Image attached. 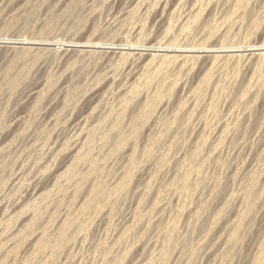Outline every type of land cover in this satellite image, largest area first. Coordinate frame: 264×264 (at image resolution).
Masks as SVG:
<instances>
[{"label":"rangeland","instance_id":"1","mask_svg":"<svg viewBox=\"0 0 264 264\" xmlns=\"http://www.w3.org/2000/svg\"><path fill=\"white\" fill-rule=\"evenodd\" d=\"M216 1L0 0V264H264V0Z\"/></svg>","mask_w":264,"mask_h":264},{"label":"bare ground","instance_id":"2","mask_svg":"<svg viewBox=\"0 0 264 264\" xmlns=\"http://www.w3.org/2000/svg\"><path fill=\"white\" fill-rule=\"evenodd\" d=\"M216 1V0H215ZM228 1V0H227ZM230 1V0H229ZM217 2V1H216ZM225 2V1H224ZM224 4V3H223ZM219 5V4H218ZM244 5V4H243ZM203 6V5H202ZM230 6V5H229ZM232 6V5H231ZM242 6V5H241ZM245 6H246V4H245ZM249 6V5H248ZM196 9V8H195ZM230 9V8H229ZM232 9V8H231ZM235 10V9H234ZM232 11V10H231ZM264 11V10H263ZM263 11H262V13H263ZM239 12V11H238ZM217 14V13H216ZM220 14V13H219ZM215 17V16H214ZM219 17H220V15H219ZM217 18V17H216ZM257 18H258V16H257ZM257 18H256V20H257ZM262 18V17H261ZM218 19V18H217ZM223 19V18H222ZM221 19V20H222ZM225 20V19H224ZM260 21V20H259ZM228 22V21H227ZM197 24V23H196ZM211 27V26H210ZM189 29V28H188ZM198 29V28H197ZM205 29V28H204ZM208 33V32H207ZM165 34V33H164ZM197 34V33H196ZM209 34V33H208ZM41 35V34H40ZM200 35H201V33H200ZM206 35V34H205ZM46 36V35H45ZM208 36V35H207ZM229 36V35H228ZM193 37H195V36H193ZM197 37V36H196ZM45 38V37H44ZM168 38V37H167ZM227 38V37H226ZM162 39V38H161ZM193 39V38H192ZM195 39V38H194ZM197 39V38H196ZM199 39V38H198ZM197 39V40H198ZM204 39V38H203ZM166 40V39H165ZM223 40H224V38H223ZM223 40H222V42H223ZM228 40V39H227ZM234 40V39H233ZM231 41V40H230ZM44 42V41H43ZM43 42H41V43H43ZM167 42V41H166ZM227 42V41H226ZM229 42V41H228ZM232 42V41H231ZM36 43V42H35ZM162 43H164L165 44V42H162ZM235 43H236V41H235ZM46 44V43H45ZM203 44V43H202ZM201 44V45H202ZM162 45V44H161ZM160 45V47H162ZM173 45V44H172ZM34 46V45H33ZM38 46H39V44H38ZM195 46V45H194ZM231 46V45H230ZM40 47V46H39ZM160 47H159V50H160ZM221 47V46H220ZM223 47H225V46H223ZM229 47V46H228ZM44 48V47H43ZM165 49H166V51L168 52V53H170V54H175V53H180V54H185V56L188 54H199L200 53V51L202 50V48H201V46H200V49H197V50H194V49H191V48H188L187 46H185V47H180V48H175V46H174V48L173 47H164ZM222 48V47H221ZM240 48V47H239ZM238 50V49H237ZM264 50V43H263V45H262V51ZM225 51H227V50H225ZM161 54H162V52H161ZM179 54V55H180ZM87 55H89L88 53H87ZM178 55V54H177ZM176 55V58L179 56H177ZM183 55H180V56H182V58L184 57V59L187 57H185V56H183ZM222 55V54H221ZM225 55V54H224ZM86 56V55H85ZM179 56V57H180ZM196 56V55H195ZM169 58H170V56H168ZM178 57V58H179ZM190 57V56H189ZM193 57V56H192ZM216 57L218 58V56L216 55ZM220 57V56H219ZM229 57V56H228ZM233 57H235V56H233ZM239 57H241V56H239ZM173 58L175 59V57H174V55H173ZM178 58H177V61H176V59L174 60V61H176V62H179L180 60H181V62H179V67L181 68L180 70H182V67H183V64H185V63H188L187 61H186V59L184 60V59H180L179 61H178ZM195 58V57H194ZM217 58H214L215 59V61H213L212 62V64H211V66H210V68L208 69V71L207 72H205L206 74H204L203 75V80L205 81L206 80V78H207V75H208V73H210V71H212L213 72V70H217V69H219L220 68V65H222L223 63L222 62H224V61H221V63L222 64H219V62L216 60ZM222 58L224 59V57L222 56ZM225 58H226V56H225ZM231 58H232V56H231ZM236 58V57H235ZM237 58H238V56H237ZM156 58H154L153 60H155ZM222 59V60H223ZM229 59V58H228ZM159 60V59H158ZM225 60V59H224ZM160 61V60H159ZM219 61H220V59H219ZM235 61H237V60H235ZM156 62H157V60H156ZM192 62V61H191ZM262 62V61H261ZM13 63V62H12ZM79 63V62H78ZM83 64V63H82ZM152 64H153V62H152ZM175 64H177V63H175ZM232 64V63H231ZM238 64V63H237ZM81 65V64H80ZM224 66V65H223ZM227 66H228V64H227ZM173 67H175V65L173 66ZM261 67V66H260ZM8 68H9V66H8ZM7 68V69H8ZM226 68V67H225ZM6 69V70H7ZM223 69V68H222ZM263 69V68H262ZM9 70V69H8ZM163 71V70H162ZM233 71H235V70H233ZM237 71V70H236ZM4 72H5V70H4ZM211 72V73H212ZM216 72V71H215ZM257 72H258V70H257ZM255 73V72H254ZM168 74V73H167ZM151 75V74H150ZM235 75V74H234ZM233 76V75H232ZM231 76V77H232ZM2 77V76H1ZM219 77V76H218ZM222 77V76H221ZM263 77V76H262ZM202 78V77H201ZM234 78H235V76H234ZM218 79V78H217ZM220 79V78H219ZM237 79V78H236ZM179 80V79H178ZM221 80V79H220ZM8 81V80H7ZM251 81V83H252V86L251 87H253V86H257L258 85V82H257V80H254V75H253V79L252 80H250ZM233 83V82H232ZM210 84V83H209ZM7 85H9V84H7ZM230 85V84H229ZM250 85V84H249ZM207 86V85H206ZM205 88V87H204ZM247 88V87H246ZM256 88V87H255ZM79 89V88H78ZM233 89H234V87H233ZM240 89V88H239ZM248 89V88H247ZM246 89V90H247ZM251 89V88H250ZM201 90V89H200ZM207 90V89H206ZM79 91V90H78ZM134 91V90H133ZM234 91V90H233ZM238 91V90H237ZM251 91H252V89H251ZM254 91V90H253ZM150 92V91H149ZM148 92V93H149ZM197 92V91H196ZM203 93V92H202ZM255 93V92H254ZM201 94V93H200ZM241 94V93H240ZM193 95V94H192ZM230 95V94H229ZM135 97V96H134ZM187 97V96H186ZM231 97V96H230ZM71 98V97H70ZM199 98V97H198ZM233 98V97H232ZM73 99V98H72ZM134 99V98H133ZM219 99V98H218ZM234 99V98H233ZM249 99V98H248ZM77 100V99H76ZM237 100V99H236ZM201 101V100H200ZM245 101V100H244ZM74 102V101H73ZM252 102V101H251ZM75 103V102H74ZM122 104V103H121ZM146 104V103H145ZM201 104V103H200ZM208 104V103H207ZM206 104V105H207ZM236 104V103H235ZM249 104V103H248ZM121 106V105H120ZM196 106H197V104H196ZM112 107V106H111ZM123 107V106H122ZM127 107V106H126ZM143 107V106H142ZM178 107V106H177ZM109 108V107H108ZM127 108H129V107H127ZM143 108H145V107H143ZM241 108V107H240ZM187 109V108H186ZM215 109H216V107H215ZM148 110H146L145 112H147ZM182 111H184V108H182V107H180L179 106V108H176V111H174L173 113H172V118H173V121H174V119L175 118H177L178 116H179V114L182 112ZM192 111V110H191ZM207 111V110H206ZM209 111V110H208ZM139 112V111H138ZM140 112H141V114H142V116H139V117H144V111H142V110H140ZM142 112H144V113H142ZM216 112V111H215ZM237 112V111H236ZM106 113V112H105ZM234 113V112H233ZM125 114V113H124ZM140 114V113H139ZM146 115H148L147 113H145ZM206 114V113H205ZM190 115V114H189ZM218 115V114H217ZM234 115V114H233ZM232 115V116H233ZM236 115H238V114H236ZM201 116V115H200ZM205 116L206 115H204V118H205ZM208 116H209V114H208ZM209 117H211V116H209ZM121 118V117H120ZM123 118H125V116L123 117ZM137 118H138V116H137ZM170 118H171V116H170ZM200 118V117H199ZM216 118V117H215ZM222 118V117H221ZM235 118V117H234ZM233 118V119H234ZM142 119V118H141ZM144 119V118H143ZM217 119V118H216ZM215 119V120H216ZM237 119V118H236ZM219 120V119H218ZM136 121H137V119H136ZM135 121V122H136ZM140 121H142V120H140ZM191 121V120H190ZM224 121V120H223ZM235 121V120H234ZM246 121V120H245ZM231 122H233V121H231ZM236 122V121H235ZM238 122V121H237ZM137 124H138V122H136ZM136 123H134V125L136 124ZM140 123V122H139ZM212 123V122H211ZM181 124H182V122H181ZM238 124V123H237ZM240 124V123H239ZM246 124V123H245ZM125 125V124H124ZM140 125H141V123H140ZM140 125H135V127L136 126H140ZM211 125V124H210ZM209 125V126H210ZM247 125V124H246ZM108 126V125H107ZM106 126V127H107ZM164 126V125H163ZM239 126V125H238ZM242 127V126H241ZM137 128V127H136ZM212 128V127H211ZM181 129V128H180ZM190 129V128H189ZM234 129V128H233ZM240 129V128H239ZM230 130V129H229ZM228 130V131H229ZM244 130V129H243ZM102 131V130H101ZM169 131V130H168ZM207 131H208V129H207ZM247 131V130H246ZM46 132V131H45ZM230 132V131H229ZM241 132V131H240ZM245 133V132H244ZM135 134V133H134ZM134 134H133V136H134ZM179 134H181V133H179ZM237 134V133H236ZM208 135V134H207ZM229 135V134H228ZM100 136H101V134H100ZM98 137V136H97ZM116 137V136H115ZM180 137H182V136H180ZM206 137H208V136H206ZM205 137V138H206ZM226 136H222V138L224 139ZM200 139V138H199ZM42 140V139H41ZM123 140V139H122ZM122 140H119V141H116V142H118V145H119V142H121ZM206 140V139H205ZM242 141V140H241ZM200 143H201V141H199ZM203 142V144H204V142L205 141H202ZM207 142V141H206ZM240 142V141H239ZM46 143V142H45ZM199 143V144H200ZM208 143V142H207ZM115 145V144H114ZM116 147H117V143H116V145H115ZM110 147V146H109ZM108 147V148H109ZM201 147V146H200ZM115 148V147H114ZM119 148V147H118ZM117 149V148H116ZM139 149V148H138ZM199 149V148H198ZM214 149V151L216 152H219L218 151V147H215V148H213ZM212 149V150H213ZM42 150V149H41ZM106 150V149H105ZM212 150H210L209 152H212ZM119 151V150H118ZM208 152V151H207ZM42 153V152H41ZM133 153V152H132ZM168 153V152H167ZM202 153V152H201ZM209 154V153H208ZM133 155V154H132ZM131 155V156H132ZM135 155V154H134ZM133 155V156H134ZM87 156V155H86ZM202 156H204V155H202ZM209 157V156H208ZM128 158H130V157H128ZM132 158H134V157H132ZM131 158V159H132ZM211 158V157H210ZM144 159V158H143ZM193 159V158H192ZM130 160V159H129ZM128 160V161H129ZM195 160V159H194ZM133 161V160H132ZM132 161H131V163H129V164H132ZM208 161V160H207ZM114 162V161H113ZM77 163V162H76ZM145 163V162H144ZM197 163V162H196ZM136 164V163H135ZM167 164V163H166ZM226 164V163H225ZM72 166V165H71ZM79 166V165H78ZM127 167H128V164L126 165ZM200 166V165H199ZM130 167V166H129ZM132 167V166H131ZM196 168V167H195ZM258 168V167H257ZM125 168H123V170H124ZM138 169V168H137ZM223 169V168H222ZM69 170V169H68ZM72 170H74V169H72ZM71 170V171H72ZM107 170H108V168H107ZM126 170V169H125ZM124 170V171H125ZM128 170H129V168H128ZM132 169H130V171H131ZM87 171H89V170H87ZM219 171V170H218ZM264 171V170H263ZM69 172V171H68ZM114 172V171H113ZM132 172V171H131ZM130 172V173H131ZM137 172V171H136ZM255 172V171H254ZM260 172V171H259ZM262 172V171H261ZM124 173V172H123ZM64 174V173H63ZM66 174V173H65ZM72 174V173H71ZM132 174H133V172H132ZM155 174V173H154ZM68 175V174H67ZM66 175V176H67ZM124 175V174H123ZM123 175H122V177H123ZM128 175H129V173H128ZM127 175V176H128ZM113 176V175H112ZM115 176V175H114ZM125 176H126V174H125ZM130 176V175H129ZM217 176V175H216ZM222 175H220V177H221ZM252 176V175H251ZM198 177V176H197ZM68 178V177H67ZM83 178V177H82ZM125 179H126V177H124ZM124 178L122 179V181H124ZM127 178H129V177H127ZM130 178H131V176H130ZM129 178V179H130ZM199 178V177H198ZM60 180V179H59ZM70 180V179H69ZM74 180H75V178H74ZM102 180V179H101ZM128 180V179H127ZM218 180V179H217ZM58 181V180H57ZM63 181V180H62ZM65 181H66V179H65ZM121 181V182H122ZM129 181V180H128ZM128 181H126V182H128ZM156 181V180H155ZM249 181V180H248ZM74 182V181H73ZM114 182V181H113ZM125 182V183H126ZM211 182V181H210ZM215 182V181H214ZM247 182V181H246ZM148 183H151V182H148ZM221 183V182H220ZM219 183V184H220ZM251 183V182H250ZM61 184V183H60ZM69 184V183H68ZM124 184V183H123ZM126 184H128V183H126ZM172 184V183H171ZM211 184V183H210ZM249 185V184H248ZM252 185V184H251ZM250 185V186H251ZM78 186V185H77ZM121 186H123V185H120V187ZM126 186V185H125ZM132 186V185H131ZM149 186V185H148ZM243 186V185H242ZM244 186H246V185H244ZM249 186V187H250ZM61 187H63V186H61ZM97 187V186H96ZM108 187V186H107ZM106 187V188H107ZM113 187V186H112ZM150 187V186H149ZM167 187V186H166ZM259 187V186H258ZM78 188V187H77ZM146 188H147V186H146ZM160 188V187H159ZM255 187H253V189H254ZM56 189V188H55ZM54 189V190H55ZM63 189V188H62ZM76 189V188H75ZM149 189V188H148ZM147 189V190H148ZM240 189V188H239ZM78 190V189H77ZM146 189H145V192L147 191ZM218 190V189H217ZM248 190V189H247ZM250 190V189H249ZM56 191V190H55ZM220 191V190H219ZM252 191V190H251ZM254 191V190H253ZM50 192V191H49ZM172 192V191H171ZM240 192H243V191H240ZM239 192V193H240ZM249 192V191H248ZM61 193V192H60ZM74 193V192H73ZM96 193H97V191H96ZM244 193V192H243ZM250 194V193H249ZM260 194H261V192H260ZM59 195V194H58ZM76 195V194H75ZM50 196H52V195H50ZM74 196V195H73ZM147 196V195H146ZM244 196V195H243ZM45 197V196H44ZM230 197V196H229ZM43 198V197H42ZM51 198V197H50ZM64 198V197H63ZM244 198V197H243ZM252 198V197H251ZM47 199V198H46ZM54 199V198H53ZM245 199V198H244ZM52 200V199H51ZM42 201H44V200H42ZM105 201V200H104ZM45 202V201H44ZM51 202V201H50ZM63 202V201H62ZM202 202V201H201ZM256 202H257V200H256ZM46 203H47V201H46ZM45 203V204H46ZM102 203V202H101ZM182 203V202H181ZM245 203V202H244ZM40 204V203H39ZM38 204V205H39ZM50 204V203H49ZM53 204V203H52ZM253 204V203H252ZM256 204V203H255ZM60 205H61V203H60ZM206 205V204H205ZM204 205V206H205ZM52 206V205H51ZM94 206V205H93ZM201 206V205H200ZM243 206V205H242ZM255 206V205H254ZM44 207V206H43ZM69 208V207H68ZM35 209H36V207H35ZM39 209V208H38ZM50 209V208H49ZM171 209V208H170ZM170 211V210H169ZM246 212V211H245ZM81 214V213H80ZM197 214V213H196ZM201 214V213H200ZM199 214V215H200ZM239 214V213H238ZM248 214V213H247ZM253 214V213H252ZM169 215V214H168ZM198 216V215H197ZM206 216V215H205ZM240 216V215H239ZM52 217V216H51ZM87 218H88V216H87ZM198 218H201L200 216H198ZM34 219V218H33ZM56 219V218H55ZM137 219V218H136ZM241 219V218H240ZM163 220V219H162ZM197 220V219H196ZM69 222V221H68ZM214 222V221H213ZM54 224V223H53ZM71 224H74L73 222L71 223ZM130 224V223H129ZM64 225V224H63ZM69 226H71L70 224H69ZM69 226H68V229H69ZM234 226L237 228V229H240V227H241V221L239 220V221H237L236 223H234ZM206 227V226H205ZM46 228V227H45ZM54 228V227H53ZM65 228V227H64ZM63 228V230H61V231H64L65 232V229ZM133 228V227H132ZM156 228V227H155ZM67 228H66V230H68ZM72 231V230H71ZM68 232V231H67ZM67 232H65V234L67 233ZM73 232V231H72ZM122 232V231H121ZM146 232V231H145ZM235 232V231H234ZM43 233V232H42ZM62 233V232H61ZM53 234V233H52ZM68 235V234H67ZM67 235H65V236H67ZM105 235V234H104ZM45 236V235H44ZM159 236V235H158ZM162 236V235H161ZM26 237V236H25ZM166 237V236H165ZM41 238V237H40ZM44 238V237H43ZM233 239V238H232ZM64 241V240H63ZM40 244V243H39ZM42 244V243H41ZM69 244V243H68ZM41 246V245H40ZM106 246V245H105ZM189 246V245H188ZM105 248V247H104ZM114 248V247H113ZM64 249V248H63ZM183 249V248H182ZM34 250V249H33ZM94 250V249H93ZM17 251V250H16ZM42 251V250H41ZM32 252V251H31ZM34 252V251H33ZM45 252V251H44ZM63 252V251H62ZM90 252V251H89ZM100 252V251H99ZM34 254V253H33ZM62 256V255H61ZM14 257V256H13ZM36 257V256H35ZM127 257V256H126ZM125 257V258H126ZM221 257V256H220ZM60 259V258H59ZM127 259V258H126ZM157 259V258H156ZM34 260V259H33ZM125 260V259H124ZM50 261V260H49ZM186 261V260H185ZM31 262V261H30ZM124 262V261H123ZM24 263V262H23ZM46 263V262H45ZM146 263V262H145ZM13 264V263H12ZM25 264V263H24ZM28 264H29V262H28Z\"/></svg>","mask_w":264,"mask_h":264}]
</instances>
